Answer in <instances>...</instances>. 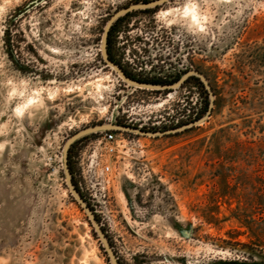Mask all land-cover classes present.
<instances>
[{
    "label": "rangeland",
    "instance_id": "374dc122",
    "mask_svg": "<svg viewBox=\"0 0 264 264\" xmlns=\"http://www.w3.org/2000/svg\"><path fill=\"white\" fill-rule=\"evenodd\" d=\"M155 1L0 0V264H112L68 188L66 143L204 118L193 77L138 88L104 62L109 20ZM120 19L110 53L124 72L157 86L199 72L215 107L176 134L75 143V183L119 263L264 264V0H171Z\"/></svg>",
    "mask_w": 264,
    "mask_h": 264
},
{
    "label": "water",
    "instance_id": "95a60500",
    "mask_svg": "<svg viewBox=\"0 0 264 264\" xmlns=\"http://www.w3.org/2000/svg\"><path fill=\"white\" fill-rule=\"evenodd\" d=\"M171 0H157L155 2L152 3H146V4H136V5H132L130 7H127L119 12H117L108 22L106 28H105V32L102 38V54L104 57V62L106 63L107 66L113 68L114 70H116V72L130 85L136 86L138 88H144V89H151V90H156V91H160V90H172L174 88L179 87L184 81H186L187 79L191 78V77H197L201 80V82L203 83L205 89L207 90L209 97H210V105H209V110L207 112V114L205 115L204 118H202L201 120L191 124V125H187L184 128H180V129H175V130H171V131H166V132H158V133H148V132H144L138 129H133V128H128V127H121L118 126L116 124L113 123H109V124H103V125H99V126H95L92 128H88L84 131H81L79 133H77L75 136H73L65 145L64 147V151H63V162H64V172H65V177H66V182L68 185V188L70 190V192L72 193L73 197L79 202V204L82 206V208L85 210V212L87 213L93 227L95 228V231L97 233V235L99 236L103 247L105 249V252L107 253V255L110 258V261L112 264H120L116 254L114 253L111 244L104 232V230L102 229L100 223L98 222V220L96 219L92 209L88 206V204L85 202V200L82 198V195L79 193V191L76 189L74 183H73V177L69 168V151L71 149V147L77 142L79 141L81 138H84L88 135H93V134H97L99 132H109V131H125L128 133H134L137 135H142V136H149V137H162V136H168L171 134H176L178 132L187 130L189 128L194 127L195 125H198L200 123L205 122L207 119L210 118L211 114H212V110L215 107V95L214 92L211 88V85L208 81V79L201 73L199 72H189L187 73L182 80H180L178 83H176L175 85H170V86H157V85H148V84H144L141 82H136L134 80H132L131 78H129L126 73L113 61L110 60L109 58V53H108V41H109V35H110V31L113 27V25L123 16L128 15L130 12L132 11H138V10H149L152 8H156L158 6L164 5L167 2H170Z\"/></svg>",
    "mask_w": 264,
    "mask_h": 264
},
{
    "label": "trees",
    "instance_id": "16d2710c",
    "mask_svg": "<svg viewBox=\"0 0 264 264\" xmlns=\"http://www.w3.org/2000/svg\"><path fill=\"white\" fill-rule=\"evenodd\" d=\"M121 20H122V19H119V20L113 25V27H112V29H111V31H110V35H109V41H108V53H109V58H110V60L113 61V62H114V60H113V58H112V56H111V53H110V44H111V39H110V38H111V36H112V33H113L115 27L117 26V24H118ZM114 63H115V62H114ZM125 73H126V72H125ZM126 75H127L129 78H131L132 80H134V79H133L131 76H129L127 73H126ZM192 79H193V80H196V81L200 84V86H201V87L203 88V90H204L205 95H207V99L209 100V103H207L206 108H205L204 113H203V117H205V115L207 114V112H208V110H209V105H210V97H209V94H208L207 90L205 89V87H204V85H203V83L201 82L200 79L193 77V78H191L190 80H192ZM139 82H141V81H139ZM141 83H142V82H141ZM175 83H176V82H175ZM154 84L157 85L158 83H154ZM113 132L117 133V131H113ZM74 147H75V144L71 147V149H70V151H69V168H70V171H71L72 176H73L74 174H73V169H72V165H71V155H72V150H73ZM73 183H74L76 189H77V190L79 191V193H80V190H79L77 184L75 183L74 176H73ZM98 222H99V221H98Z\"/></svg>",
    "mask_w": 264,
    "mask_h": 264
},
{
    "label": "bare ground",
    "instance_id": "6f19581e",
    "mask_svg": "<svg viewBox=\"0 0 264 264\" xmlns=\"http://www.w3.org/2000/svg\"><path fill=\"white\" fill-rule=\"evenodd\" d=\"M183 17L186 19H189L193 26H197L200 29H204V25H203L202 19H201V14H200L199 9L196 5L187 4V6L184 8V11H183Z\"/></svg>",
    "mask_w": 264,
    "mask_h": 264
},
{
    "label": "built area",
    "instance_id": "2783aa9c",
    "mask_svg": "<svg viewBox=\"0 0 264 264\" xmlns=\"http://www.w3.org/2000/svg\"><path fill=\"white\" fill-rule=\"evenodd\" d=\"M104 138L108 144H112L116 141V133L115 132H106ZM108 151L110 153H114L116 150L113 146H110V147H108Z\"/></svg>",
    "mask_w": 264,
    "mask_h": 264
}]
</instances>
